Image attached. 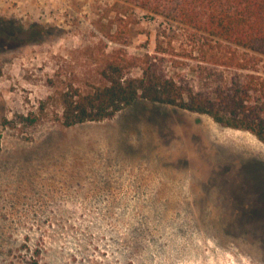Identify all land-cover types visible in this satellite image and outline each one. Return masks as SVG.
Returning <instances> with one entry per match:
<instances>
[{
	"label": "rangeland",
	"instance_id": "1",
	"mask_svg": "<svg viewBox=\"0 0 264 264\" xmlns=\"http://www.w3.org/2000/svg\"><path fill=\"white\" fill-rule=\"evenodd\" d=\"M157 40L203 38L120 0H0V264H264L252 134L141 99L62 125L63 93Z\"/></svg>",
	"mask_w": 264,
	"mask_h": 264
},
{
	"label": "trees",
	"instance_id": "2",
	"mask_svg": "<svg viewBox=\"0 0 264 264\" xmlns=\"http://www.w3.org/2000/svg\"><path fill=\"white\" fill-rule=\"evenodd\" d=\"M120 1L189 28L203 41L177 52L172 40H157L152 53L130 58L138 76L123 77L118 65L109 64L107 84L62 94L63 126L111 119L141 99L205 115L264 144V71L258 68L264 61V0Z\"/></svg>",
	"mask_w": 264,
	"mask_h": 264
}]
</instances>
